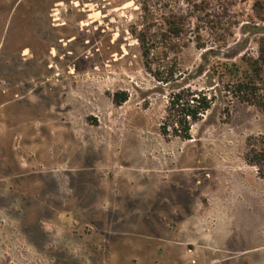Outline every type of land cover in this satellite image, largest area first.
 <instances>
[{
	"label": "rangeland",
	"instance_id": "obj_1",
	"mask_svg": "<svg viewBox=\"0 0 264 264\" xmlns=\"http://www.w3.org/2000/svg\"><path fill=\"white\" fill-rule=\"evenodd\" d=\"M258 10L216 5L231 43ZM132 24L133 0H0V264H264V179L244 159L264 114L218 102L191 139L164 134L171 94L205 86L202 51L150 73Z\"/></svg>",
	"mask_w": 264,
	"mask_h": 264
},
{
	"label": "trees",
	"instance_id": "obj_2",
	"mask_svg": "<svg viewBox=\"0 0 264 264\" xmlns=\"http://www.w3.org/2000/svg\"><path fill=\"white\" fill-rule=\"evenodd\" d=\"M133 1L139 7L140 24H132L130 32L140 45L150 73L159 54L177 56L190 44L202 51L198 73L205 78V86L202 90L179 87L171 94L164 134L172 128L175 136L191 139L193 125L218 102L236 101L264 114V11L257 12L261 24H243V38L231 43L236 24L224 23L216 12V5L223 0ZM259 5L257 2V9ZM252 39L256 53L249 46ZM157 77L169 83L175 71H170L171 78ZM127 99V93L116 94L115 103L121 106ZM244 159L264 179V136L250 137Z\"/></svg>",
	"mask_w": 264,
	"mask_h": 264
}]
</instances>
